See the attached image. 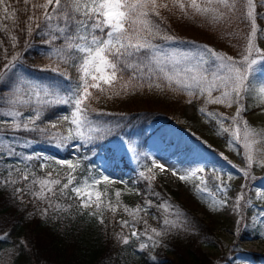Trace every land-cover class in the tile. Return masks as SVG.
I'll use <instances>...</instances> for the list:
<instances>
[{"label": "snow or ice", "instance_id": "snow-or-ice-1", "mask_svg": "<svg viewBox=\"0 0 264 264\" xmlns=\"http://www.w3.org/2000/svg\"><path fill=\"white\" fill-rule=\"evenodd\" d=\"M165 12L172 15L178 12L188 19L199 18L223 29L245 25L249 29L246 35L238 28L228 33L244 35L246 44L240 58L216 51L206 44L196 46L194 50L172 47L187 42L170 31ZM258 19H264V0H0V53L3 54L0 55V161L9 164L0 184L5 188L12 185L13 196L18 200L31 195L35 201L45 203L46 207L39 210L41 216L49 215L50 209L61 210V204L53 202L58 194L79 201L82 210L95 203V211L90 214L103 225L104 212L115 215L118 205L102 200L107 190L101 193L98 186L121 183L127 187L128 182L116 181L104 174L80 176V158L75 161L59 159L35 152L34 145L37 140H43L57 151L79 152L120 127L118 123L92 118L93 113L104 114L93 107V101H99L101 96L111 99L154 89L185 93L188 103L202 97L205 105L229 108L235 105V114L231 117L215 111L206 112L204 107L199 111L219 124L221 131L218 134H230V144L242 146L246 166L240 171L244 178L251 179L254 164L264 167V129L257 130L242 115L246 111L244 101L247 98L254 97L257 106L264 108V81L254 83L252 79L257 66L264 68V49L256 43L258 33L264 36ZM37 36L49 58L48 65L39 69L52 74L47 82L34 80L23 70V59L31 50V39ZM10 49L12 54L9 56ZM73 70L75 76L70 74ZM57 109H65L67 114L49 120L48 116ZM225 120L231 123L225 126ZM24 134L32 138L21 140ZM21 147L33 148L34 154L18 151ZM117 147L139 155L131 137L121 139ZM33 160L43 161L38 165L42 171L49 168V161L64 166L66 171L61 174L53 168L45 175H37L27 163L24 168L10 163ZM153 167L165 170L163 164L155 161ZM147 171L149 175L140 171L139 176L149 182L155 180L153 168ZM53 172H56L55 178ZM204 172L203 167L183 174L172 169V174L182 182ZM199 179L205 188L197 186V192H203L207 190L208 182L202 176ZM212 179L220 182L216 188L224 194L220 200L213 197V207L218 209L227 204L228 186L218 175ZM21 181L27 183L15 187ZM245 188L246 184L241 185L235 203L241 212ZM120 195L121 191L116 190L117 201ZM151 195L160 194L153 191ZM256 197L264 201V190L257 189ZM246 204L254 207L250 199ZM152 206L151 199H145L143 206H123L131 219L117 223L122 230L130 228L131 231L117 234L121 244H130L133 238L141 241L142 236H146V240L139 243L141 251L162 244V239L158 238L165 232L151 227L144 218ZM156 206L164 208L165 212L173 208L167 201ZM175 215L179 218L181 213L177 211ZM255 215L254 223L264 224V204ZM141 221L145 225L143 231L136 228ZM240 221H243V215ZM162 223L168 228L181 227L179 219L170 220L167 215ZM259 235L264 236V231ZM151 259L156 260L155 256Z\"/></svg>", "mask_w": 264, "mask_h": 264}, {"label": "trees", "instance_id": "trees-1", "mask_svg": "<svg viewBox=\"0 0 264 264\" xmlns=\"http://www.w3.org/2000/svg\"><path fill=\"white\" fill-rule=\"evenodd\" d=\"M168 18L170 31L175 34L172 27L183 21L184 18L177 12L175 15L164 13ZM23 19V17H21ZM186 19V25L194 28L202 37H193L200 41L216 42L222 48L230 53H236L244 44V35H228L229 32L237 30L245 35L249 31L245 25H233L231 28L223 29L218 26L206 24L203 20ZM11 22L9 21V24ZM198 29V30H197ZM209 37V38H208ZM208 38V39H207ZM21 46L24 43V37H20ZM9 56L12 50H9ZM0 55H3L0 53ZM49 58L47 49L42 45L39 36L31 39V50L23 59L24 72L34 80H44L47 82L52 74L41 72V67L47 66ZM70 74L75 76V71ZM94 91V90H93ZM183 98L182 92H175L170 89L145 90L127 96L113 97L101 96L99 101H93V107L103 115L92 114V118L112 124H119L105 139L95 142L91 146H85L77 153V158L82 161V167L79 169V175L98 173L96 155L97 152L108 153L112 151L114 139L124 138L137 140L139 149L144 148L147 137V124L157 118L163 117L172 121L180 118L175 114L177 110L176 103ZM176 106V107H175ZM67 114L65 109H57L49 116V120H54L57 116ZM56 115V116H55ZM183 115V114H182ZM67 126L66 124L64 125ZM32 136L24 134L21 140L30 139ZM35 152L39 150H53L48 143L43 140H37L34 145ZM18 151L24 154H34L33 148H18ZM54 153L60 157H67L68 151H57ZM119 159L124 167L129 168L131 176L125 178L130 181L134 179L138 191L130 196L125 190V185L113 183L99 185L102 200L106 203L111 202L118 205L115 215L105 211V223H99L97 217L90 213L95 209L88 208L82 210L79 208V201L69 200L59 194L54 199V203L61 204V210L50 209L49 215L41 216L40 209L46 207L45 203L35 201L31 195H25L21 200L13 196V186L6 188L0 184V254L9 255V264H213L214 257L210 252L203 250L204 244L214 245L216 239L212 232V225L205 218L198 217L193 206L195 200H187L181 196V192L174 187L169 186L158 178L149 182L139 176L140 171L149 175L148 168L151 165L147 157H139L132 163L127 156L121 153ZM16 167L24 168L25 163L35 170L37 175H45L46 170L39 169L40 161L31 162L11 161ZM49 168H55L61 174L66 171L64 166L55 165L49 161ZM8 163L0 161V179L7 174ZM207 173V172H206ZM209 176V174H206ZM56 172H53L55 178ZM66 182V181H65ZM27 182L21 181L15 187L23 186ZM149 183L151 187H149ZM120 190L119 201L115 196V191ZM158 192L159 196L151 195V192ZM145 199H151L153 206L144 217L148 220L151 227H157L164 231L162 244L155 248H149L141 251L139 243L146 240V236L141 237V241L133 238L128 245L121 244L117 239V234H127L130 228L121 229L117 221L122 219H131L123 211V206L135 208L137 205L143 206ZM167 201L173 205V208L165 212L164 208H158L156 205ZM179 211L181 216L177 218L175 213ZM99 215V214H97ZM143 215V213H141ZM167 215L170 220H177L181 224L178 229L168 228L163 225L164 216ZM145 225L141 221L136 225L137 229L143 231ZM6 234V238H5ZM150 234V233H149ZM26 245V246H25ZM23 253L21 254V248ZM155 256V262L151 257ZM261 260L258 253H251L249 262H259ZM241 264V263H235ZM243 264V263H242Z\"/></svg>", "mask_w": 264, "mask_h": 264}, {"label": "rangeland", "instance_id": "rangeland-1", "mask_svg": "<svg viewBox=\"0 0 264 264\" xmlns=\"http://www.w3.org/2000/svg\"><path fill=\"white\" fill-rule=\"evenodd\" d=\"M178 22L179 23H176V25L172 27V30L175 32L176 36L180 37L187 43L174 44L171 45L172 47H178L184 50H194L196 46L206 44L216 51H222L234 58H240L246 44L245 38L243 39L244 44L241 49L237 50L234 54L228 52L216 42H205L194 39L193 37L199 38L202 36L194 28L186 25L185 18L184 22ZM257 23L260 29H264V19H258ZM256 43L258 47L264 49V36H260L258 33ZM252 79L254 83L264 81V68L257 66V71ZM216 94L217 93H214V95ZM188 99L187 95L183 93V98H181L180 102L175 104L177 105V110L174 112L176 115H180V118H175L172 121H169L160 117L147 124V137L144 143V148L139 149L137 146L139 155L130 154L125 151L123 147H117L121 139H126H114V147L112 151H108V153L97 152L96 162L99 172L92 173L89 171L90 173L83 175V177L104 174L109 175L116 181H127L125 178L131 176L132 172L129 168L123 166L122 161L118 157L121 153L127 156L129 158L128 160L132 163L136 162L139 157H147L152 166L153 161L159 164H165V170L163 171L154 168L153 173L155 174V177L180 191L183 198L187 200H195L196 203H193V206L197 216L205 218L210 222V225H212V232L216 237L213 241L214 245L204 244L202 249L213 255V264H264V236L259 235L260 231H264V224L258 222L254 223L257 219L255 214L260 210L261 204H264V201H261L256 197L257 189L264 190V167L254 164L251 170L252 178H244L240 171V169L246 166V161L241 154L243 151L242 146L230 144V134H218L221 131L219 124L199 111L200 107H204L206 112L215 111L231 117L235 114L236 106L234 105L229 108L223 105H205L202 97L199 99L193 98L192 103H188ZM244 104L246 107V111L242 113L244 119H246L250 125L257 128V130L264 129V108L257 106L254 97L247 98L244 101ZM230 123V120H225L224 122L225 126H228ZM132 140L137 144L135 138ZM153 140L159 141L160 143L164 140H168L167 142L174 143L175 149L179 152L183 150L184 153H186V156L191 160H194V157H196L197 154H200V163L196 165L193 170L197 167H203L205 168V172L198 173L196 177H190L187 181H180L178 176L172 174V169L179 170L181 174L191 169L188 167L184 168L185 166L183 165L181 166L182 162L178 164L170 163L175 161L170 160L169 158L168 161L162 163L163 160L158 158L155 153L151 151L150 144ZM54 150L56 149H42L39 150V152L59 159H73L74 161L78 157L76 152L68 150V156L62 158L57 156L54 153ZM168 150L169 147L165 145L163 151L166 152ZM60 151L64 152L65 150ZM225 157L227 159H225ZM40 163H43V161H40ZM49 170L51 169H47L46 172ZM206 172L209 176L206 175ZM214 175L221 177L228 186V192L226 194L227 204L218 209L213 207V197H215L216 200H220L224 198V194L217 190L216 185L220 182L212 179ZM201 176L208 182L207 190L197 192V186L205 188V185L199 179ZM229 177H231L230 180ZM127 182L128 186L125 187V190L130 196H133V194L138 191L137 185L134 179ZM244 184L247 185V188L244 189L246 197L245 201H241V206L243 208V212H241L235 207V203L241 185ZM98 189L100 191L99 186ZM129 189L134 190L129 191ZM249 199L252 201L254 207H249L246 204V201ZM94 200L95 194H93V201ZM90 208L95 209V203H92ZM241 215H243L242 222L240 221ZM248 238L251 239L249 243H242ZM252 252L260 255L261 260L259 262H249L251 260ZM9 259V255L4 253L0 254V264H9Z\"/></svg>", "mask_w": 264, "mask_h": 264}, {"label": "bare ground", "instance_id": "bare-ground-1", "mask_svg": "<svg viewBox=\"0 0 264 264\" xmlns=\"http://www.w3.org/2000/svg\"><path fill=\"white\" fill-rule=\"evenodd\" d=\"M166 139V138H165ZM168 139V138H167ZM179 139V138H178ZM168 140H164L163 142H159V141H156V140H153L150 144V148H151V151H153L155 153V155L160 158L161 160H163L162 163L168 161V158L170 160H173L175 162H170V163H181V166H185L184 168L188 167L190 168L191 170H193V168H195L196 165H198L200 162V154H197L196 157H194V160H191L189 159L187 156H186V153H184V151H177L175 149V144L174 143H169L167 142ZM182 141V140H181ZM184 142V141H183ZM167 143V144H166ZM179 144V143H178ZM177 144V145H178ZM165 145H167V147H169V150L168 151H163L164 150V147ZM181 145V144H180ZM193 146V145H192ZM180 147V146H179ZM186 149V148H185ZM196 150V149H195ZM188 152V150H187ZM191 157V155H190ZM186 158V159H184ZM203 158V157H202ZM202 160V159H201ZM165 166V164H164ZM179 166V165H178ZM173 167V166H172ZM171 167V168H172ZM179 168V167H178ZM177 170V169H176ZM187 170V169H186ZM250 238H248L245 242H242V243H249L250 242Z\"/></svg>", "mask_w": 264, "mask_h": 264}]
</instances>
